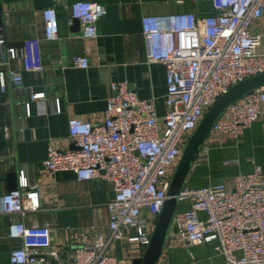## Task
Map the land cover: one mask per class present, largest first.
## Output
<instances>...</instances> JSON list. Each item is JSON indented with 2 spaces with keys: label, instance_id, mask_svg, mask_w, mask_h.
<instances>
[{
  "label": "built area",
  "instance_id": "2783aa9c",
  "mask_svg": "<svg viewBox=\"0 0 264 264\" xmlns=\"http://www.w3.org/2000/svg\"><path fill=\"white\" fill-rule=\"evenodd\" d=\"M58 1L42 9L43 36L24 39L21 48H9V58L0 27L1 93L9 83L21 87L23 71L44 69L42 42L60 37ZM212 2L213 14L184 10L143 16L147 62H161L166 69L163 115L155 96L142 98L128 80L113 81L103 121L71 117L74 148L48 144L46 169L70 170L79 180L103 178L111 184L114 196L107 203V224L93 226L91 239L63 251L52 241L49 223L25 222L28 213L40 209L41 185L29 182L21 171L17 187L0 197V213L19 216L10 234L18 242L10 264H123L111 248L124 238L138 241L145 251L183 151L201 119L235 83L264 72V0ZM65 6L72 20L80 21L78 37H97V22L107 13L105 5L77 0ZM11 58L19 59L17 68L11 66ZM72 63L76 67L90 64L83 55L73 57ZM263 104L261 87L231 103L210 133L239 139L262 117ZM4 130L10 131L8 126ZM203 145L201 161L207 158ZM186 203L190 208L178 212L179 205ZM173 222L188 244L215 240V250L225 264H264L263 168L257 165L229 182L184 185ZM132 229L136 235H130Z\"/></svg>",
  "mask_w": 264,
  "mask_h": 264
},
{
  "label": "crops",
  "instance_id": "0c3cea01",
  "mask_svg": "<svg viewBox=\"0 0 264 264\" xmlns=\"http://www.w3.org/2000/svg\"><path fill=\"white\" fill-rule=\"evenodd\" d=\"M74 1L56 2L60 37L43 40L44 69L23 71L21 87L9 83L7 91L0 92V172L16 171L21 180L22 171L29 182L41 185L40 209L28 213L25 222L49 223L52 241L66 252L91 239L93 226L107 224V203L114 191L103 178L79 180L74 171L46 169L43 161L49 142L74 148L69 135L71 117L103 121L113 81L128 80L142 98L155 96L158 112L163 115L166 69L161 62H147L143 16L184 10L216 12L212 0H87L102 3L107 13L97 22V37L81 38L77 36L80 31L73 30L71 11L65 6ZM6 9L8 40L43 36L42 10L35 9L31 0L8 3ZM77 55L87 56L89 66H74L72 59ZM10 64L17 68L20 61L11 58ZM35 93L43 94L33 99ZM203 144L207 158L201 161L199 153L185 183L189 187L229 182L257 165L264 170V113L239 139L212 132ZM8 191L7 177L0 174V197ZM189 208V203L179 205L178 212ZM18 219L17 215L0 213V264H10L11 251L18 243L10 234ZM129 233L136 235V230ZM215 246V240L188 244L178 223L173 222L157 264H225ZM111 252L123 264H132L144 250L138 241L124 238L112 245Z\"/></svg>",
  "mask_w": 264,
  "mask_h": 264
},
{
  "label": "water",
  "instance_id": "95a60500",
  "mask_svg": "<svg viewBox=\"0 0 264 264\" xmlns=\"http://www.w3.org/2000/svg\"><path fill=\"white\" fill-rule=\"evenodd\" d=\"M17 0H0V27L3 28L6 35V57L9 58V48H21L24 45V39L18 41H11L7 38L8 25V11L6 5ZM23 1V0H20ZM32 5L37 10H42L46 7L53 6L55 0H31ZM73 30L80 31L79 19H73ZM264 87V72L249 76L237 83H235L228 91L223 93L217 101L210 107L206 114L201 119L198 127L191 135L187 145L183 151L181 159L178 163L171 184L168 189V198L166 199L161 213L155 225L151 240L147 245L145 251L140 257L133 259L132 264H157L159 258L166 245L171 226L173 224L174 216L178 208V194L183 189L189 173L193 167L195 159L201 149L210 131L221 116L223 111L234 101L242 96L253 92L254 90ZM1 169V166H0ZM0 174L7 177L9 190L17 187L19 177L16 171H4Z\"/></svg>",
  "mask_w": 264,
  "mask_h": 264
}]
</instances>
